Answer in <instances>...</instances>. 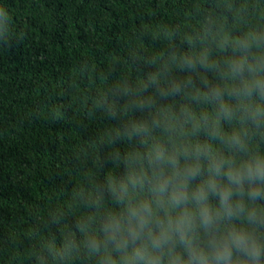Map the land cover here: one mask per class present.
I'll return each mask as SVG.
<instances>
[{
	"label": "trees",
	"instance_id": "trees-1",
	"mask_svg": "<svg viewBox=\"0 0 264 264\" xmlns=\"http://www.w3.org/2000/svg\"><path fill=\"white\" fill-rule=\"evenodd\" d=\"M257 79L264 0H0V264H124L140 247L187 260L177 233L158 249L148 231L132 240L129 212L144 203L153 237L187 211L195 247L243 230L264 264V193L245 194L239 218L209 194L223 218L208 231L193 198L213 162L264 159V115H252L264 94L244 91ZM232 264L252 260L234 249Z\"/></svg>",
	"mask_w": 264,
	"mask_h": 264
},
{
	"label": "clouds",
	"instance_id": "clouds-1",
	"mask_svg": "<svg viewBox=\"0 0 264 264\" xmlns=\"http://www.w3.org/2000/svg\"><path fill=\"white\" fill-rule=\"evenodd\" d=\"M243 63L234 64L232 70L236 72L239 69L243 71ZM253 71V69H249ZM259 90L264 94V81L255 80L254 84L245 88V93L251 95L254 90ZM222 111L225 117L231 116V112L227 107L222 106ZM254 118L264 115L260 109L252 113ZM236 144H240L238 137H233ZM157 159H162V154L157 152ZM228 164V170L225 172L224 164ZM201 169L197 167H189L185 169L184 173V188L183 191H178L172 196V203L176 206L184 204L189 199L187 194V182L194 180L200 173ZM208 178L204 182L198 192L193 193L195 202L201 206L200 222L201 226L206 230H212L214 225L222 219L221 211L213 212L207 205L209 194L219 197L220 209L228 215L229 218L233 216L239 218L240 213L244 212L245 204L243 197L247 194L250 198L255 200L264 193V188L254 187L256 184L264 185V159H257L254 162H244L235 164L232 161H219L210 164L208 169ZM218 178L226 179L227 183L221 186ZM247 183L248 192L245 193L244 185ZM169 181L164 180L156 185L155 190L159 193H164L168 187ZM236 195L240 197L235 209H232L229 201ZM153 215V210L148 203L142 204L139 208L130 209L129 222L134 221V226L130 228L131 238L135 241L144 231H148L153 249L163 248L172 239V233H177L180 240L185 244L188 250L187 260L182 259L179 255L171 258L170 264H232L233 250L247 255L251 258L252 264H258V257L260 255V246L256 241L243 230H233L227 237L213 240L210 244V251H205L201 248L195 247L188 232L191 230L190 222L191 215L185 211L184 215L173 225L169 222L167 227H161L160 234L153 237L150 225V219ZM257 217L255 210L248 212L249 221H254ZM121 229L119 220L113 219L106 226V232L112 234L111 238L115 239V234ZM123 246V245H120ZM124 264H160V258L148 252L147 247H140L134 250L132 255L124 258Z\"/></svg>",
	"mask_w": 264,
	"mask_h": 264
}]
</instances>
